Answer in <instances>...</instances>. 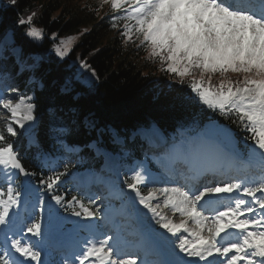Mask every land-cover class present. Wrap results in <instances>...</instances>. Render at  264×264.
<instances>
[{"label": "snow or ice", "instance_id": "6c2138e0", "mask_svg": "<svg viewBox=\"0 0 264 264\" xmlns=\"http://www.w3.org/2000/svg\"><path fill=\"white\" fill-rule=\"evenodd\" d=\"M104 4L113 12L111 27H119L125 41L139 40L162 72L241 129L248 147L241 153L231 130L213 121L209 139L219 148L181 174L182 184L172 180L144 194L147 170L130 169L120 192L126 188L133 204L147 211L133 231L140 251L128 252L91 223L95 199L86 204L59 194L74 175L71 159L41 153L40 170L25 166L13 138L34 124L36 105L9 87L0 92V111L8 114L0 127V264H45L56 222L68 219L61 212L89 221L74 226L89 235L64 248L58 264H264V0H101L99 7ZM34 16L17 23L36 40L45 33L33 26ZM72 40H59L58 57L70 55ZM76 62L82 76H97L86 58ZM31 143H37L34 137Z\"/></svg>", "mask_w": 264, "mask_h": 264}, {"label": "trees", "instance_id": "16d2710c", "mask_svg": "<svg viewBox=\"0 0 264 264\" xmlns=\"http://www.w3.org/2000/svg\"><path fill=\"white\" fill-rule=\"evenodd\" d=\"M100 3L101 0H16L13 6L10 0H4L0 4V54L15 63V72L24 62V71L16 76L21 87L32 73L27 69L33 63L31 54L41 56L33 73L45 84L42 90H37L42 111L55 106L65 118L73 120L74 128L79 120L94 117L95 128L86 129L82 123L72 135L79 143L90 135L96 137V130L108 125L135 127L155 121L165 130L207 117L206 110L192 99L187 85L162 72L160 61L138 47V40L127 42L119 27H111L108 17L113 15L112 9L109 4L99 7ZM30 13H35L33 26L45 33L40 44L26 35L27 26L17 23ZM9 31L13 33L14 46L22 49L21 58L2 46ZM53 33L58 39L53 38ZM71 34L78 38L74 51L67 58L58 57L55 43ZM77 57L88 60L97 73L96 81L90 87L74 82V90L64 92L61 87L77 73L78 67L71 64Z\"/></svg>", "mask_w": 264, "mask_h": 264}, {"label": "rangeland", "instance_id": "374dc122", "mask_svg": "<svg viewBox=\"0 0 264 264\" xmlns=\"http://www.w3.org/2000/svg\"><path fill=\"white\" fill-rule=\"evenodd\" d=\"M4 0H0V4L3 2ZM68 37H73V40H72V47H73V43H74V41L76 40L75 39V37H76V35H74V34H71V35H68V36H64V37H61V39L60 40H62V39H66V38H68ZM31 38V37H30ZM44 40V36L41 38V39H36V40H34V39H32L31 38V41L32 42H36V43H41L42 41ZM3 44L4 45H6V46H11V44H12V37H10V33H8L6 36H5V38L3 39ZM58 43H55V47H56V45H57ZM12 53L15 55V56H18L19 55V49H17V47H15V48H13L12 49ZM32 58L33 59H35V62H36V64L38 63L37 61L39 60V58L37 57V56H32ZM67 58V57H66ZM77 59H75V60H73L72 61V64H74L76 67H78V64H77ZM31 65V68L32 69H34V68H36L37 67V65ZM79 68V67H78ZM75 79H78L81 83H83V84H85V85H89V84H92L95 80H96V77L95 78H88V76L87 75H81L80 74V69H79V72H78V74H77V76H76V78ZM214 82H216V80H213ZM14 83V81H13V79H12V75L11 74H7V75H5V76H3L2 78H1V80H0V92H6V89L7 88H9V87H13V85H15V84H13ZM15 88H18V85L17 86H15ZM65 89L66 90H69V88H68V85H66L65 86ZM19 93L20 94H22L20 91H19ZM7 95H11V93H7ZM7 113L6 112H4V111H0V127H2L3 126V118H6L7 117ZM32 127V126H31ZM21 132H23V130H20V133ZM203 136H205V135H203ZM95 152H96V154H99V151H98V149L97 148H95ZM111 163L110 162H108V166L110 165ZM121 166V165H120ZM124 173H130V169L129 168H122V169H120L119 170V172H118V174L120 175V177L121 178H124L125 179V177H124ZM130 176V175H129ZM155 178H158V177H155ZM154 178V179H155ZM118 179V178H117ZM154 179H153V182H158V181H154ZM180 180V179H179ZM89 181H87V183H88ZM165 182V181H164ZM85 183H86V181H85ZM160 184H163V182H161ZM109 185V182H106V186H108ZM152 187H154L155 189H158L156 186H154V185H151ZM78 186L76 185V183H72L69 187H67V191H68V193H78V194H83L84 193V191L82 190V191H77V188ZM152 187H150L149 186V184H146V186L145 187H142V188H144L147 192H148V190L149 189H153ZM69 188V189H68ZM100 190H102V192H103V190H105L104 188H102V189H100ZM97 193H100V192H98V190L96 191ZM95 192V193H96ZM126 192L127 193H129L128 192V190L126 189ZM96 205V204H95ZM107 205H108V203H107V197L106 196H102L101 198H100V200H99V202H98V207L99 208H106L107 207ZM120 207V206H119ZM118 207V208H119ZM136 211H137V206H136ZM138 211L140 212V213H146V211L147 210H144L142 207H138ZM137 211V212H138ZM136 213V212H135ZM127 215H132V213L131 212H128L127 213ZM148 215H150V213L148 214ZM169 215H171V213L169 212ZM103 217V214L101 213V211H98V214L96 215V218H98V219H101ZM105 217V216H104ZM122 218L123 216H113V218ZM142 217L144 218V215H142ZM74 218H76V217H74ZM135 218H140V216H134V220H135ZM175 219H179V216H178V214H177V216L176 217H174ZM123 220V219H122ZM103 221H104V219H103ZM119 222V221H118ZM128 224H131V223H128ZM138 224H139V222L136 224V223H134V225H137L138 226ZM76 225V224H75ZM61 226H62V223L60 222L59 223V230L61 229ZM105 231V227H103L102 228V230H101V232H104ZM63 232H65V233H68L69 232V230L68 229H65ZM51 233H53L55 236H58V229H56V228H54L53 230H52V232ZM89 234V233H88ZM124 235H129V234H127V233H125ZM75 237L76 239H82L83 237H84V235L83 234H80L79 233V231H78V229L75 227V229L73 230V233H71L70 234V237ZM113 236V235H112ZM135 237V236H134ZM127 241L129 242V241H131L132 240V238L130 237V236H128L127 238ZM134 240H135V238H134ZM135 243V242H134ZM131 245H133V244H131ZM130 248V247H129ZM126 251H129V250H126ZM47 258V257H49L50 258V260L51 261H54L55 262V255L54 254H52L50 251H48V250H46L45 252H44V254H43V256H42V258ZM59 258V257H58ZM60 260V259H59ZM45 262H46V260H45Z\"/></svg>", "mask_w": 264, "mask_h": 264}, {"label": "bare ground", "instance_id": "6f19581e", "mask_svg": "<svg viewBox=\"0 0 264 264\" xmlns=\"http://www.w3.org/2000/svg\"><path fill=\"white\" fill-rule=\"evenodd\" d=\"M153 129H154V130H157L156 127H154ZM202 138H204V139H208V140L205 141V143L208 144V147L205 149V151L203 152V156H202L199 160H200V161H203V162H207L206 159H205V157H207L208 155H210V154H212V153H215V152L218 150V148L214 146V143H215V142L211 141V140L209 139V137L202 136ZM215 144H216V143H215ZM174 175H176L177 178H180V177H181L179 174H174ZM85 180L89 181L87 178H85ZM152 181H153V180H152ZM154 181H158V182L161 181V182H164V181H163V178H161V176H158V178H155ZM180 181H181V179H180ZM165 182H167V184H169V183H170V179H168V180L165 181ZM89 183H90V181H89ZM108 186H109V185H108ZM108 186H107V187H108ZM136 206H139L138 202L135 203V204H133V201L131 200V198H129L128 201H127L126 207H129V209H132L133 212H137V211H136ZM139 216H140L139 220L143 219L142 215H139ZM112 219H113V216H112V217H104V224H105L106 226H109V228H108V230L106 231V233H107L108 235H110V236H111V231H112V226H111V224H112V222H113ZM114 219H115V218H114ZM122 219H123L124 221L128 220V218L125 217V216H123ZM116 227H117V226H115V228H116ZM128 236H129V235H124V234H123V235H113V237H114V239H113V243H117V242H119L121 245H124V246H125V251H126V250H129V247H131V246H134V252H133V253L140 251V249H139V247L136 245V243H134L133 245H131V244L127 241L126 238H127ZM141 255L143 256V254H141Z\"/></svg>", "mask_w": 264, "mask_h": 264}]
</instances>
